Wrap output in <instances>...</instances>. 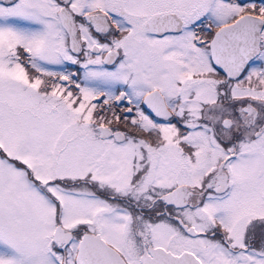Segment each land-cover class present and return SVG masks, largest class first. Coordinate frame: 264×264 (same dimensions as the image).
Returning a JSON list of instances; mask_svg holds the SVG:
<instances>
[{
    "label": "snow or ice",
    "instance_id": "snow-or-ice-1",
    "mask_svg": "<svg viewBox=\"0 0 264 264\" xmlns=\"http://www.w3.org/2000/svg\"><path fill=\"white\" fill-rule=\"evenodd\" d=\"M0 264H264V0H0Z\"/></svg>",
    "mask_w": 264,
    "mask_h": 264
}]
</instances>
